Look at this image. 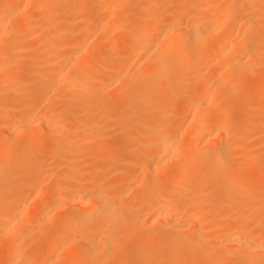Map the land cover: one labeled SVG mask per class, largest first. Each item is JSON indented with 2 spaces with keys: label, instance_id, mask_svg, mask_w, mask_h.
Masks as SVG:
<instances>
[{
  "label": "bare ground",
  "instance_id": "obj_1",
  "mask_svg": "<svg viewBox=\"0 0 264 264\" xmlns=\"http://www.w3.org/2000/svg\"><path fill=\"white\" fill-rule=\"evenodd\" d=\"M68 3H74L70 10L49 9ZM45 9L49 12L33 14ZM89 10L99 20L80 25ZM128 16L134 25L104 27ZM263 19L264 0H0V81L35 77L14 81L22 90L17 86L7 104L1 102L6 87L0 82V109L18 106L13 115L0 117V170L8 169L0 174V258L6 264H103L119 246L121 234L137 233L128 224H140L134 212L145 208L156 226L141 236L155 241L154 252L166 260L160 264H264L261 258L245 261L247 256L243 260L234 252L241 247L252 251L248 254L264 252L259 217L264 190L250 197L244 175L257 168V183L264 185V93L253 98L239 92L244 72L264 69V36L258 34ZM121 32L126 38L118 41ZM19 33L27 41L35 39L27 55L12 51ZM107 43L119 48L116 62L102 53ZM94 49L99 56L90 53ZM89 53L94 61L81 64ZM132 69L143 70L137 81L149 89L136 88ZM109 90L140 91L156 104L133 105L117 131L127 137L122 147L131 152L118 162H142L147 171V179L130 190L124 182L104 185L96 173L108 171L109 163L91 161L81 168L80 150L71 149L85 140L111 137L117 116L110 105L120 99L107 95ZM49 93L45 106L35 98ZM62 102L77 113L55 112ZM99 103L106 108L97 109ZM157 108L159 116L154 115ZM228 118L244 123L233 125ZM254 140L262 148L250 146ZM23 146L31 150L16 158ZM50 146L60 150L52 160L47 159ZM240 169L244 173L235 178L223 177L225 186L214 199H196L203 187L220 179L203 181L202 173ZM160 182L166 185L163 193L138 201L143 190ZM238 186V194H226ZM33 227L42 249L25 263V232ZM183 229L189 232L177 236Z\"/></svg>",
  "mask_w": 264,
  "mask_h": 264
},
{
  "label": "rangeland",
  "instance_id": "obj_2",
  "mask_svg": "<svg viewBox=\"0 0 264 264\" xmlns=\"http://www.w3.org/2000/svg\"><path fill=\"white\" fill-rule=\"evenodd\" d=\"M133 1H137V0H133ZM219 4L221 6V2L220 1L216 5L217 7L215 6L216 9L220 7V6H218ZM72 5H74V3H68V4H65L63 6H60L59 10L58 9L55 10L56 7H50L49 9L52 10L53 13H57V11H60L62 9H65V10H67L66 8H68L69 10L72 9ZM134 8H136V7H132L131 8L132 12L136 10ZM215 8L212 7V8H210V10H213ZM44 12L47 13L49 11H48V9H45V10H41L40 12L37 11V12H35L33 14L34 15H37L38 13L39 14H44ZM85 18H83V20L80 22V25H84V24H87V23H96L99 20V16L96 13H94V11L92 12L91 10H89V16H86ZM120 23H129L131 25H134L135 20H134V17L128 16V17L122 18L121 21H117V22H113V23L104 25V27L107 29V28L112 27V26H117ZM259 26H261V27H258V29L261 28L262 31L259 30L258 31V34H259V32H261L260 33V37H261L262 32H263L262 35L264 36V19H263V21L261 20V23H260ZM21 37H22V39H21ZM21 37L20 38H17L16 37L17 39L13 40L14 47L12 48V51L13 52H18V53L21 51L20 53H22L24 55H27V52H29L28 49L30 50V48L34 46V44L32 43L33 44L32 45L31 42H33V40H35V39H32V41H29L28 40L29 41L28 42L26 40L27 38L23 37L22 35H21ZM125 38H126V35H125L124 32H121V33L117 34V36H116V39L118 41L124 40ZM261 39H263V38H261ZM19 41H20V43H18ZM261 41L263 42V40H261ZM34 43H36V42H34ZM15 44H16V46H15ZM20 45H21V47H20ZM30 45H32V46L30 47ZM102 46H103V44H102ZM102 46L101 47H98L96 49L98 51V53L100 54V52L104 51L105 53L104 52H102V53L105 54V56H107L106 54L110 53V54H108V58L109 59L107 58L109 60L108 62H111V63H112V61L113 62H116L118 60V58H119L118 57L119 54L117 55V53H118L117 49H119V48L116 49V47H115L114 44H109V43L104 44V46H103L104 49H103ZM99 48L100 49L102 48L103 50L100 51ZM114 48L116 49V52H115ZM25 50H26V52H23ZM97 51H95V49H94L90 53L93 52L92 54H94V52H96V54H97ZM28 54H30V53H28ZM87 56L88 55L82 56L80 58V61L82 59L83 60L81 62L80 61L79 62L81 64H83L84 61H85L84 64L87 65V63L89 64V62L91 63V60L94 61V59H91V58H94L95 56L94 57L92 55H91V57L90 56L87 57ZM96 59H97V56H96ZM262 62H263L262 67L264 68V57H263ZM130 73H131V75L134 76V78L137 81V78L139 76H142V74L144 72H143L142 69L141 70L132 69ZM254 73L253 72H250V71L244 72V74H243L244 75L243 76L244 87L243 88H239L240 94L244 95V93H245V94L250 95L253 98H255L254 96L259 97V96L262 95V93H264V69L260 73H258V74L255 73V75H254ZM26 77H27V75H23L21 77L19 76L20 80H17V78H16V79H14V81L16 83H18L19 81H23V80H26V79H34L35 78V77H33V75L31 76L32 78L30 76H29L30 78H28V77L26 78ZM3 79H2V82L1 81L0 82H1V84L5 85L6 91H5L4 95L1 97V102H2V104H7V102L12 97H14L15 88L17 86L19 87V85L15 86L16 83H14V81L12 80V82L14 83L13 84L10 81V78H7L6 77L5 80H3ZM106 80H107V78H106ZM135 84H136V88L138 90L149 89V85L146 82L137 81ZM19 90H22V87H19ZM32 90L34 92L37 91L36 88H32ZM111 91L112 90L105 91V92H106L107 95H113V96L118 97L120 99L117 102H114V103H112L110 105V108L112 110L116 111L115 113H116V116H117V117L114 118L113 123H112V129L110 130V132H111V134H110L111 137L110 138L111 139L109 138V139H105V140H102V141L101 140H97V139L85 140L84 142L83 141L81 142V146L83 145L82 148L80 146V148H71V149L73 151L74 150H80V153H81L80 154V165H81L80 167L81 168L85 166V165L82 166L83 164H85L86 162L87 163L88 162H91V161H96V162H99V161H107L109 163L110 168H109L108 171H105V172H97L96 173V174H99L98 176H100L102 178L104 185H108V184H111V183H114L115 184V182H121V183L124 182L126 188H129V190H130L131 185H133L134 183H138L140 180L147 179V176H145L147 174V171H145V168L143 167L144 164L141 161H140L141 163H139L137 161L136 164H133V165L131 164L129 166L126 165V164H120L119 163L120 162L119 161L120 159L121 160H124V159L129 158L131 156V152H130V150H128L130 148H123L122 147L126 143L127 137L125 135L121 136V135L117 134V131L120 130L119 129L120 126H121L120 124L121 123L123 124V117H124V115L130 110V108L133 105H135V104L138 103L139 105H143L146 108H149V107H154V105H156V104H154V102H153L154 99L152 98V96L145 95V94H141L140 91H133L132 92V91H129L128 90V91H126V92L124 91L122 93L121 92H118V91L117 92L116 91H113V92H115L114 94ZM256 94H258V95H256ZM48 95H49V97L48 96L39 97V96L36 95L35 98H39V100H42L43 99V104L42 105H44V104H47L48 100L51 97L50 93ZM247 95H245V96L247 97ZM44 98H46V99H44ZM126 99H127V102H124V100L126 101ZM45 101H47V102H45ZM51 101H52V99H51ZM121 102H122V106H121ZM158 102H160V101H158ZM97 105H96L97 109L103 110V109L106 108V106H105L106 104H104V103H99ZM101 105H103V107ZM118 105H120V106H118ZM260 105H262V104H260ZM16 107H18V106L16 105V106H13V107L1 108L0 109V117L6 116V115H13L15 112L12 109L13 108H16ZM56 107H57V109L54 110L55 112H57L58 109L59 110L62 109L64 112H67L68 116H69L70 113H71L70 115L73 116L74 113L76 111H78V110L73 111V109H69L67 107V104L66 103H63V102L60 103L59 106H56ZM263 107H264V104L260 108L261 111L264 110ZM262 108H263V110H262ZM108 111H109V109H108ZM161 112L162 111L159 108H157L156 111L154 112V115L155 116H159L161 114ZM8 113H10V114H8ZM253 114H256V113H253ZM250 116H254V115L250 114ZM229 117L231 119H233L232 116H229ZM244 117H246V116H243L242 118H244ZM247 117H249V116H247ZM230 118H228L229 123H233V122L235 123L234 120H236V119L229 120ZM154 119H155V117H154ZM245 119L246 118H244L242 120L245 121ZM240 120H241V118H240ZM240 120L237 119V122L236 123L241 122L243 124L244 122H242ZM234 123H233V125L236 124V123L235 124ZM62 124H64V123H62ZM64 125H67V124H64ZM257 130L258 129H256V131L254 130V132H256V133L258 132V134H259V130L258 131ZM258 134H257V138L256 139H259L258 138L259 137ZM252 135H253V133H252ZM255 136L256 135L254 133L253 137L255 138ZM260 140H262V138ZM260 140L259 141L257 140V143L254 140L255 141L254 144H253L254 141L252 142V144L251 143H249V144H250V146H255V145L258 144V142L261 143ZM258 145L261 147V144H258ZM258 145L255 148L258 149ZM38 149H40V148H38ZM38 149L35 148V151L38 150ZM29 150H31V149L28 148L27 146H23V147L17 149L15 151L16 158L23 157V155L26 153V151H29ZM59 152H60V150H58L56 147L50 146L49 147V150L47 152L48 155H49V157H47V159L51 157V160H52L54 157L59 156V154H58ZM47 153L45 152L44 155H46ZM237 153L238 152H236V154ZM233 156H236V155H233ZM45 158H46V156H45ZM234 158H236L237 161H240V159H241L240 155H238V157L236 156ZM51 160H48V161H51ZM84 168H86V167H84ZM7 171H8V169L7 168H4V169L0 170V174L1 173L2 174L3 173L5 174V173H7ZM242 173H244V172L241 169L240 170H227V171H224L223 170L222 173L221 172L220 173H217L216 171H210V172H204V173H202L201 178H202L203 181H205V180L208 181L210 178H212V177H214L216 175H218V177L220 179L219 180L217 179L218 181L216 180V181L212 182L211 184L209 183V185H207L206 187H203L201 189V191L199 192V194L197 195L196 199H198V200L201 199L200 201L203 200V201H206V202L214 199L212 197H215V195L217 193H222L223 187L225 186V184L223 183V177L227 176V177L235 178V177L241 175ZM92 175L94 176V174H92ZM244 175L246 176V182H245V184L246 185L247 184L250 185L248 187L249 194L251 193L250 197H253L252 195H254L256 193H258V195H259V193L264 190V188H263L264 185L262 186V185H260V183H257V181L261 177V172L259 171V169L253 168L251 171H249L247 173H244ZM89 177H91V175H89ZM252 183H254V184H252ZM165 189H166V185L163 184V183H161V182L160 183H157V184H152V185L148 186L145 190H143L142 193H140V195H139V193L137 194V196L139 195L138 196V201L139 202L142 201L140 199L142 196L147 199L152 193L161 194V193H163L165 191ZM240 190H241V187L238 186L233 191L226 192V194L236 195V194H238L240 192ZM132 193L135 196L136 195L135 193H137V192H132ZM187 194H189V193L187 192L186 193V196H188ZM143 197H142V199L144 201L145 198H143ZM189 197L190 196H188L187 199ZM134 198H136V197H134ZM255 199H257V198H255ZM245 202H247V201H244L242 203L243 204V207L241 206V209H244V211L246 210L244 207L247 208V206H245ZM202 203H204V202H202ZM180 204H181L180 207H182L181 209H183V205L185 206V201H184V203H180ZM263 206H264V204H263ZM179 211L183 212L184 209H183V211L182 210H179ZM135 213L136 214L138 213V215H136V216H140L139 217V220H140L141 223L140 224L139 223L138 224L136 223L137 226L135 224L133 225L132 223H129L128 226H129L130 229H132L134 231H137V233L134 236L133 235L130 236L129 234H125V233L121 234L119 236V238L122 237L119 246H117L115 248V252H114V254H112L110 256V258L108 257L107 259L103 260V264H139V263L140 264H143V263L144 264H160L161 262L166 261L165 258H164V256L160 252H154V249H155V246H154L155 245V241L152 240V239H148V238H145V237L141 236V234L145 230H148L149 228L155 227L156 226V223L152 222L148 218V216H147L148 215V211L145 208H141L139 211L137 210L136 212H134V215H135ZM261 213H260L261 215L259 214V217H260L261 221L264 222V207L261 210ZM111 221L108 222L109 226L114 223L113 222L114 220L112 221L113 223H111ZM115 221H117V220H115ZM114 224L116 225V223H114ZM114 224H113V226H114ZM109 226H108V229L110 230L113 226L111 228ZM113 230H114V227L112 228V231ZM35 232L36 231H35V228L34 227L31 228V229H29V230H27L25 232L26 237H28V239H29L28 240L29 250H28V252L24 256V262L25 263L26 262L27 263L31 262L35 258V256L37 255V253L42 249L40 246H38L36 239H34ZM188 232L189 231L187 229H183V230H181L179 232V234H176V235L177 236H182V235H185ZM164 235L165 236L167 235L166 237H170L171 236V235L169 236V232L167 230L165 231V234ZM176 235L174 234V237H176ZM138 245H141L140 246V250H137V246ZM1 246H5L6 247V245L4 243ZM223 247H224L223 245L222 246H219L220 249H223ZM231 250H234V249L232 248ZM239 250H242V251H239ZM239 250H238L239 252H236V250L234 252L236 253V255L238 257H240L243 260H244V256H247L248 258L246 257L247 259H245V261H247L250 258V256L251 257L252 256H255L257 259L259 258V260L261 258V261L262 262L264 261V254H262L264 252H260L259 253V252L253 251V253H255V252L258 253V254L255 253L253 255V253L252 254H248L249 252L250 253L252 252L251 250H247V249H245L243 247L239 248ZM237 253L238 254L240 253L242 255H240V254L238 255ZM6 263L7 262H6V259L5 258H0V264H6ZM197 264H201V263H197Z\"/></svg>",
  "mask_w": 264,
  "mask_h": 264
}]
</instances>
